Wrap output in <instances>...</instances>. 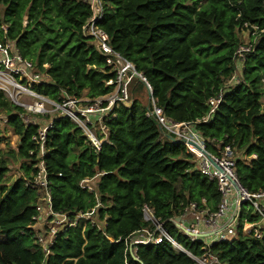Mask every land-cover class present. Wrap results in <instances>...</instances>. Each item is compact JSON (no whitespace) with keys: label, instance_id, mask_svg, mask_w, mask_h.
I'll return each mask as SVG.
<instances>
[{"label":"trees","instance_id":"trees-1","mask_svg":"<svg viewBox=\"0 0 264 264\" xmlns=\"http://www.w3.org/2000/svg\"><path fill=\"white\" fill-rule=\"evenodd\" d=\"M90 15L84 0H0V43H13L48 75L49 82L33 86L37 94L57 100L62 91L77 97L86 91L94 99L114 90L108 83L114 73L83 32ZM99 25L111 46L144 74L164 115L193 122L209 153L217 154L216 143L230 145L238 181L249 192L264 191V0H103ZM252 26L256 42L238 68L239 32L255 31ZM236 71L240 81L226 86ZM221 91L214 112L196 123L209 113L208 99ZM22 113L0 89V115L19 137L16 148L0 146V264H195L167 240L135 244L131 252L138 260L128 248L129 238L149 226L146 204L182 247L201 255V242L191 241L171 219L191 202L212 212L221 201L216 181L200 172L194 154L182 143L160 139L157 123L137 98L130 105L114 103L98 152L68 117L55 118L47 129L44 161L54 210L92 207L95 198L79 181L98 175L97 214L105 225L98 230L88 224L83 232L68 228L45 255L28 228L38 193L23 178L37 160L33 137L39 125L24 122ZM17 158L23 175L11 180L9 162ZM237 219V235L208 250L223 264H264V229L259 239L242 231L243 223L260 216L242 203Z\"/></svg>","mask_w":264,"mask_h":264},{"label":"built area","instance_id":"built-area-1","mask_svg":"<svg viewBox=\"0 0 264 264\" xmlns=\"http://www.w3.org/2000/svg\"><path fill=\"white\" fill-rule=\"evenodd\" d=\"M84 1L89 4L91 15L83 26V32L85 36H89L92 39L96 49L103 56L106 65L114 73V79L108 81V83H114L115 85L114 90L110 94L94 99H85L81 96H71L62 91L61 96L57 100H52L46 96L37 94L33 86L35 84L49 82L48 75L40 71L31 60L23 57L14 47L13 43L7 42L4 45L0 43V68L3 69V73L0 72V81H2L3 90L10 93L12 101L35 113H44L47 111L48 105L51 106L52 110L58 111V114L53 116L47 125L44 127L39 126L37 134L33 137L34 142L38 146L36 154L37 160L31 165L33 171H31L29 177L23 176L25 184L37 190L38 193L35 203L36 214L32 216V222L28 225L34 242L41 247L45 255H48L50 253V246L56 237L59 234H64L68 228L80 227L83 232L84 228L89 224L98 230H103L105 218L100 219L97 214L98 208L102 205L96 188L98 175L85 177L79 181V186L95 198V204L92 207L86 210H68L65 212L54 210L50 193V181L44 161V155L46 154V131L52 126V121L55 118L68 117L80 127L82 133L89 141L90 146L95 152H98L101 144L107 140L108 136V129L104 124V118L108 117L114 103L121 102L126 105L132 103L133 99L129 96L130 85L132 82L137 81L143 83L148 93V102L145 106L146 115L155 120L160 132L164 136L171 141L182 143L187 151L194 154L195 159L198 161L200 172L207 176L208 179L216 181L218 191L221 194V201L216 210L212 212L206 208H199L196 203L191 202L185 207L181 215H179L181 224L184 217H192V222L189 221L185 229L194 233L193 235L187 234L179 227L178 229L187 235L191 241L198 240L201 242V248L204 251L201 255H194L182 247L168 233L164 223L154 217L152 209L146 204L143 205L142 212L143 219L149 223V226L137 232L140 234L133 241L129 238L128 244L131 241L141 244H158L163 240H167L175 250H185L195 264H223L208 250L210 245L222 240H231L237 235L238 221L234 227L231 226V223L238 217L239 202L241 204H250L253 210L260 216L258 221L245 222L242 225V231L244 233H250L259 239L264 229V191L249 192L238 181L234 172L233 150L230 145H222V142L216 143L217 154H212L207 151L217 168L213 166L212 162L199 149L192 145V142H195L202 149L206 150L204 138L200 132L194 129V123L176 122L166 117L162 108L156 104L152 96L151 86L144 74L137 71L131 61H128L119 51L111 46L108 33L99 25L103 17V0ZM252 28L255 31L249 32L250 37L255 36L258 32L256 26H252ZM255 42L254 37L250 39L248 45H240L238 47L236 50L238 61L242 62L244 55L252 50L253 43ZM43 66L47 67V64ZM239 81L240 79L233 74L226 83L233 84ZM262 81L264 82V79ZM4 83L10 86L11 92L8 87H5ZM13 90H15V93L12 94ZM22 96L33 98V102L22 101ZM221 97L222 91L215 97H210L207 101L210 105L209 113L196 119L195 122H205L209 118V115L216 109ZM22 119L24 122L39 125L34 120L27 119L26 117H22ZM58 175L61 176V173H58ZM234 193L236 195L235 198L233 197ZM232 208L234 217L231 222L223 228H219V220L228 211H232ZM171 221L174 223L173 218ZM202 233L205 235L201 236ZM212 234L213 236L210 238V241H205L207 235Z\"/></svg>","mask_w":264,"mask_h":264},{"label":"rangeland","instance_id":"rangeland-1","mask_svg":"<svg viewBox=\"0 0 264 264\" xmlns=\"http://www.w3.org/2000/svg\"><path fill=\"white\" fill-rule=\"evenodd\" d=\"M239 36L242 40L241 45H248V43L250 42L249 30L242 29L239 32ZM238 60H237V66L240 68V65H242V64H240L241 61H238ZM0 72L3 73L2 68H0ZM238 73H239V71L235 72V77L239 78ZM228 85H232V84L226 83V86H228ZM261 86H262V89L264 91V83H262ZM5 87H8L9 91L11 92V88H9L10 87L9 85L5 84ZM133 88L134 89L132 90V88H131V90L129 92L130 98L131 99L137 98L141 104L146 105L148 102V93H147L146 88L144 87L143 83L138 82V84H135V86H133ZM0 89L12 101V99L10 97V93H8V91H6V90H3V88H2V81H0ZM13 93H15V90L12 91V94ZM21 100L24 102H30V103L33 102V98L28 97V96H22ZM260 103L262 105H264V93L262 94V96L260 98ZM23 109H24V113H22L21 116L23 118L26 117L27 119L34 120L36 123L39 124L40 127H44L45 125H47L51 121V118L58 114V111L52 110L51 106H49V105L47 106V111H45L44 113H35L33 111L27 110L25 107ZM6 120H7V117L4 114H1L0 115V146H1V148L4 149V151H6L9 148H16L17 142L19 139V137L14 134L13 129L10 128L6 124ZM160 139H163V138L161 137ZM11 160H14V159H11ZM22 161H23L22 159L17 158L16 161H10L9 162V167H10L9 175L11 177V180H14L17 177H20L23 175L22 169L20 168V163ZM197 163H198V161H197ZM188 219L190 222H192L191 216H189ZM236 223H237V219H235L231 223V226L234 227L236 225ZM139 234L140 233H136L135 235L131 236L130 238L132 239V241L135 238H137V236H139ZM205 241H210V237H206Z\"/></svg>","mask_w":264,"mask_h":264},{"label":"water","instance_id":"water-1","mask_svg":"<svg viewBox=\"0 0 264 264\" xmlns=\"http://www.w3.org/2000/svg\"><path fill=\"white\" fill-rule=\"evenodd\" d=\"M192 145L195 147V148H197V149H199L211 162H212V164H213V166L215 167V168H217V166L215 165V163H213V161H212V159H211V157L209 156V154L207 153V151L206 150H204V149H202L197 143H195V142H192ZM241 205V202H239V206ZM180 220H181V218H180V216H176V217H174L173 218V221H174V224L177 226V227H179V228H181L182 230H184L187 234H189V235H193L194 233H192L191 231H189V230H187V229H185V227H187L188 226V222L187 221H185V222H182V224L180 223ZM209 234V233H208ZM205 234H201V236H204ZM135 244H138V242H130V244H129V250H130V252H131V250H132V247L135 245ZM182 252H184V253H186V251L185 250H182ZM131 255H132V257L135 259V260H138L137 258H135L134 257V255L132 254V252H131Z\"/></svg>","mask_w":264,"mask_h":264},{"label":"crops","instance_id":"crops-1","mask_svg":"<svg viewBox=\"0 0 264 264\" xmlns=\"http://www.w3.org/2000/svg\"><path fill=\"white\" fill-rule=\"evenodd\" d=\"M240 64H242V62H240ZM242 67V65H240V68ZM239 68V67H238ZM129 92H130V90H129ZM85 93H86V91H84V93H83V95L81 96L82 98H87L86 96H85ZM147 105V104H146ZM145 105V106H146ZM195 129V128H194ZM196 130V129H195ZM197 131V130H196ZM201 134V133H200ZM161 136H162V138L164 137H166V136H164L162 133H161ZM163 138V139H164ZM167 138V137H166ZM169 139V138H168ZM170 140V139H169ZM194 160L197 162V160L194 158ZM197 165H198V163H197ZM233 196V195H232ZM234 198L236 197V195H235V193H234V196H233ZM188 217L189 216H186V217H184L183 218V220H182V222H185V221H187V222H189V219H188ZM234 217V212H233V208H232V211H228L220 220H219V222H218V224H219V228H223L224 226H226L228 223H230L231 222V220H232V218ZM174 218V217H173ZM237 219V218H236ZM234 221V220H233ZM237 221H238V219H237ZM176 226V225H175ZM177 227V226H176ZM178 228V227H177ZM84 231V230H83ZM213 236V234L212 235H207V237H212ZM130 244V243H129ZM128 248H129V245H128ZM187 254V253H186Z\"/></svg>","mask_w":264,"mask_h":264}]
</instances>
